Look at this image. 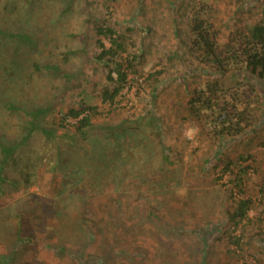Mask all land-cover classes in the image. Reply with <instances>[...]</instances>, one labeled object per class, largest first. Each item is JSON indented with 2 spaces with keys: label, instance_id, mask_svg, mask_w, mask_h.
Masks as SVG:
<instances>
[{
  "label": "rangeland",
  "instance_id": "374dc122",
  "mask_svg": "<svg viewBox=\"0 0 264 264\" xmlns=\"http://www.w3.org/2000/svg\"><path fill=\"white\" fill-rule=\"evenodd\" d=\"M68 1L0 0V27L19 32L22 27L32 26L39 40L36 50L27 53L25 49L15 60L14 41L0 36V65L4 72L12 66L9 75H0V85L6 84L9 92L5 99L12 96L15 101L30 100L31 105L49 106L40 121L56 126L57 135L73 133L72 118L68 117L64 126H59L58 120L78 102L99 107L102 114L93 118L94 123L134 119L151 111L159 117L161 138L149 133L145 145L138 143L139 138L132 139L129 160L135 161V168L129 177L115 180L101 166H94L92 158L88 160L86 171L80 175L84 182L90 181L102 191L88 187L92 208L74 219L71 212L75 206L71 203H80L75 193L64 199L65 214L61 211L59 215L43 216L34 206L33 198L37 196L45 211L50 209L57 191L53 179L60 183L62 175L49 170L53 142L40 133L33 134L32 145L22 148L21 153L24 161L31 158L33 182L26 191L13 189L12 201L1 206L9 210L0 216L7 214L16 220L21 211L32 227L31 251L15 254L11 264H72L69 257L43 246L52 238L50 231L55 233L52 243H56L65 225L69 229L74 227L66 245L106 257L101 261L98 257H86L82 264H264V82L246 84L241 89L237 82H251V78L244 74L235 77L230 71L216 79V71L201 62L190 45L193 15L202 14L217 25L218 44L222 47L230 37L243 33L246 25L264 19V0ZM87 13L93 19L105 18L124 35L128 54L139 55L134 69L128 71L126 85L111 106L98 97L105 85V71L94 59L99 49L93 22L85 25ZM102 40L109 45L107 38ZM32 61L40 65L56 63L60 70L55 74L34 73L30 68ZM214 80L222 85L223 93L233 91L247 103L252 100L247 108L250 124L240 135L213 137L189 113L190 94ZM21 117L20 112H9L0 105V128L8 133L16 134ZM154 141L156 148L152 151L147 144L154 146ZM166 153L168 162L160 165L161 155ZM240 155L244 158L239 159ZM227 159L236 161L223 171ZM240 169H245V173L239 190L232 179L240 175ZM143 171L147 176L140 180ZM6 173L9 177L17 174L10 167ZM105 197L111 202L107 213L99 206ZM241 197L250 198L251 207L247 218L235 228L227 216ZM40 221L45 230L39 229ZM82 225L88 228V234H84ZM231 235L241 237L243 243L251 235L258 239L247 244L249 250L240 257L232 254L237 247L228 243ZM85 242L88 245H83ZM35 247L40 248V261L34 260ZM6 252L0 245V254Z\"/></svg>",
  "mask_w": 264,
  "mask_h": 264
},
{
  "label": "trees",
  "instance_id": "16d2710c",
  "mask_svg": "<svg viewBox=\"0 0 264 264\" xmlns=\"http://www.w3.org/2000/svg\"><path fill=\"white\" fill-rule=\"evenodd\" d=\"M84 22L86 26L93 22L96 44L99 49L94 59L105 71V85L102 87L98 97L101 102L109 103L111 106L126 85L128 71L134 69V63L139 58V55L131 56L128 54L124 35L118 33L105 18L102 20L93 19L87 13ZM23 23L27 25L26 22L23 21ZM215 26L217 25L204 19L202 14L193 15L190 24L191 51L198 56L201 62L208 64L216 71L219 75V77H215L216 79H220L221 76L230 71L235 77L244 74L247 78H251V82H246L245 80L237 82L241 89L246 87V84L254 83L259 85L264 82V19L246 25L243 33L232 39L230 37L227 42H224L222 47L218 44ZM0 36L8 37L14 41V49L16 48L15 60L16 57L23 54L25 49L27 53L36 50L39 41L32 30V26L28 28V25L27 27H22L19 32H8L0 27ZM103 38L108 39V46L103 42ZM26 66H29V63ZM30 66L34 73L51 72L55 74L60 70V66L56 63L40 65L37 61H32ZM9 68L8 70L5 69L4 72V67L0 65V75L3 78L4 75L5 77L9 75L12 66L9 65ZM221 87L222 85L214 80L213 82L204 83L199 88H195L187 101L189 113L199 119L200 123L207 127L209 132L213 133V137L226 135L235 137L240 135L241 131L250 124L251 115L247 112V108L252 100L248 99L247 103L242 95L238 96L233 91L223 93V87ZM6 88V84L0 85V105L9 112H20L22 117L18 129L15 130V135L8 133L2 127L0 128V214L9 210L7 207L1 208V206L9 205V201H12L13 198L11 199L10 193L13 192V189L19 190L21 188L26 191L33 182L32 176H34L35 172L33 171L34 166H30L31 158L27 157L26 161H24L21 158V153L22 148L32 145L31 137L35 133H40L47 140L53 142L54 149L49 156L52 160L48 161L49 170L55 175L58 172L61 173L62 179L59 183L53 177L54 188L57 191L56 197L49 204V210L45 211L43 201L38 199L39 197L37 196L33 198L32 195L34 206L40 210L41 214L43 213V216L51 213L59 215L61 211L65 214L66 204L64 199L75 193L78 195L80 203H71V206H75L71 212V218L74 217V219L82 217V213L87 208H92L87 188L90 187L97 191H102L90 181L84 182L80 175V173L86 171L85 166L88 160L91 158L95 160L90 161L95 162L94 166H101L115 180L118 177H129L130 172L135 168V161L129 160L130 158L132 159L131 148L134 145L132 139L136 140L139 138L138 143L145 145L147 140H149V138L147 139L149 133L157 135L158 139L161 138L158 123L159 117L154 112L147 111L141 117L134 119L94 123L93 118L99 117L102 113H100V109L96 104L85 102H78L76 105L70 106L58 120V125L64 126L67 118H72L74 122L70 125L73 133L57 135L56 126L52 124L43 125L40 121L44 114L50 110L49 106L31 105L30 100L15 101L12 96H9L10 99H5V96L9 95ZM28 102L30 103L29 105L26 104ZM144 127L148 128V130L144 129ZM153 129L155 130L154 132L152 131ZM158 134H160V137ZM154 143V146L147 144L152 151L156 148V142L154 141ZM89 144L91 147H89ZM164 151L166 152V150ZM36 152L39 153V151ZM241 158L244 157L240 155L239 159ZM39 160L41 165L42 155ZM166 161L168 162L167 153L161 155V162L158 163L162 165L161 163ZM233 161H236V159H227L226 168L223 171L229 169L228 165ZM22 164L23 166L21 167ZM7 167L16 170L17 174L9 177L6 173ZM242 173H245V169H240V175L232 179L233 185L238 187L239 190L242 183ZM146 176L143 171L139 178L143 180ZM6 185H10V188H7ZM227 192L229 194L230 191L227 190ZM229 195L232 196L231 193ZM99 203L100 210L103 213L110 212L111 202L109 198L105 197ZM57 205H59V209L56 208ZM250 207V198L241 197L237 199L233 210L228 213L227 220L231 221L235 228L238 227L247 218ZM27 218L21 211H19L16 220L7 214L0 216V245H3L8 251V253L0 254V264H11L13 256L22 250L25 252L27 250L31 251L30 244H32L34 239L33 234H31L32 227L29 225L30 221ZM35 218L37 219L38 217ZM38 226L39 229L45 230L41 221ZM64 227L66 228H62L58 234L60 239L56 243H52L55 233L52 231L48 232L52 238L45 241L43 246L50 249L54 248L57 255L69 257L72 264H82L86 257L89 259L98 257L100 261L106 259L105 256L98 253H94L95 255L83 253V247L75 250L72 245H70L71 247L66 245L65 241L70 240L68 239V234L70 231L74 232V227L72 229H69L66 225ZM82 227L85 231L84 234H88V228L83 225ZM229 238L228 243H233L237 247V251L232 254L240 257L247 249L245 246L254 244L258 239V237L251 235L243 243L239 236L231 235ZM129 242L130 244L135 243L134 241ZM83 245L88 244L85 242ZM39 249L37 247L34 248L37 252L36 257H34L35 261H40ZM247 250H249V247ZM254 257L258 258L256 252H254Z\"/></svg>",
  "mask_w": 264,
  "mask_h": 264
}]
</instances>
